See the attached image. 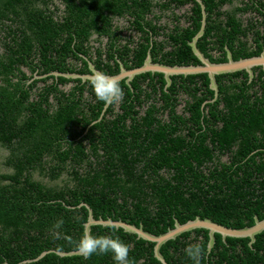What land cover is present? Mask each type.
I'll use <instances>...</instances> for the list:
<instances>
[{
	"label": "trees",
	"instance_id": "1",
	"mask_svg": "<svg viewBox=\"0 0 264 264\" xmlns=\"http://www.w3.org/2000/svg\"><path fill=\"white\" fill-rule=\"evenodd\" d=\"M202 2L207 17L197 46L211 62L226 61V47L234 60L264 51V0ZM187 3L193 4L190 12L178 14ZM180 17H186L185 26ZM201 17L196 0H0V264H115L111 254L85 260L54 251L25 261L46 250H75L88 216L83 202L94 218L142 224L156 235L172 228L175 218L184 223L196 215L230 227L253 224L251 214L247 221L241 218L235 200L246 199L250 187L252 195L264 198L260 67L252 82L245 71L217 74L214 101L207 73L172 75L169 86L158 72L135 75L130 84L122 79L123 101L118 109L108 106L99 121L105 104L89 80L37 77L53 71L90 73L88 60L112 75L119 72L118 60L134 68L148 51L154 62L198 64L188 42ZM168 20L177 24L170 28ZM104 36L108 41L102 46ZM180 92L187 100L178 113ZM139 105L146 106L142 114ZM166 110L170 122L163 123L157 115ZM237 138L238 152L222 161L218 147L231 151ZM234 164L247 167L238 179ZM262 202L255 201L259 219ZM109 227L92 225L91 232L103 234ZM115 229L131 248L132 264H162L153 242ZM195 230L204 231L203 238L188 240L190 231L183 232L161 246L168 264L191 260L185 249L207 244L206 230ZM215 236L221 244V236ZM247 240L227 237L228 242ZM248 252L232 259L242 264L264 259ZM221 259L203 257L202 264Z\"/></svg>",
	"mask_w": 264,
	"mask_h": 264
},
{
	"label": "water",
	"instance_id": "2",
	"mask_svg": "<svg viewBox=\"0 0 264 264\" xmlns=\"http://www.w3.org/2000/svg\"><path fill=\"white\" fill-rule=\"evenodd\" d=\"M200 4L202 17H201V26L197 33L192 37V39L188 42L189 46L192 49L194 55L198 58V64H183V65H169L160 62H154L152 60V56L148 51L147 56L140 66L134 68H126L122 61L118 60L119 63V72L116 74H112L116 76L120 80L125 79L127 84H130V81L134 78L135 75L145 73V72H158L162 73L166 86L171 84V76L172 75H189V74H199V73H207L209 77V86L214 91V98L211 101H214L218 95V84L216 82V75L220 73L233 72L238 70H246L250 77H252V69L254 66L261 65L264 69V51H262L259 55L240 58L234 60L232 58L231 52L228 48H226L227 52V60L224 62H211L206 56H204L203 52L198 48L197 41L204 34L205 25H206V17L207 13L205 11V6L202 0H196ZM88 69L90 73L80 74L78 72H61V71H53L43 75H39L37 77H45L47 75L53 76H63L68 79H76L79 78L82 81H86L90 79L91 74L94 71H100L95 68L94 64L88 60ZM111 75V74H109ZM107 105H104V109ZM85 205L88 209L87 220L83 223L84 229L87 228L91 231L92 225H110V222L115 225L116 228H122L125 232L135 234L137 238H141L147 241H151L154 243L153 245V254L156 259H158L162 264H168L165 260L164 256L160 252L161 246L168 240L174 239L177 236L181 235L183 232L202 228L209 231V241L208 243L211 245L215 242L214 233H219L222 237H249L252 241L256 233L262 231L264 229V218L259 220L256 219L255 223L250 227L243 228H234L228 227L218 222L211 220L210 218H201L196 216L194 219L187 220L184 223H180L176 218L174 221V226L169 228L167 231L160 234H153L151 232L146 231L143 228L142 224L135 225L130 222H126L122 219H112L111 217H107L106 219L99 217L94 218L92 209L87 203H81ZM80 204V205H81ZM49 251H54L60 256H68L78 254L76 250L71 251H59V250H46L40 253L36 258L27 259L25 261H32L39 259L43 255H45Z\"/></svg>",
	"mask_w": 264,
	"mask_h": 264
},
{
	"label": "flooded vegetation",
	"instance_id": "3",
	"mask_svg": "<svg viewBox=\"0 0 264 264\" xmlns=\"http://www.w3.org/2000/svg\"><path fill=\"white\" fill-rule=\"evenodd\" d=\"M192 6H193L192 3H187V4L183 5L180 9L177 8L176 12L178 14H183L186 11L190 12V9H191ZM180 18L181 19L178 21L179 25L180 26H185L187 24V22H188L186 17H180ZM120 21L123 22L122 18L120 19ZM168 22L170 24V28H173L177 24V21H175V20L174 21H169L168 20ZM134 36L136 37L135 34H134ZM96 37H97L96 34H93L91 36L90 44L93 45V47H91L92 51L98 45V42L95 40ZM107 41H108V37L104 36L102 38V46H104ZM216 55H218L217 52H216ZM226 55H227V52H226ZM86 58H87V55H86ZM93 58H94V56H93ZM258 67H260L262 70H264L261 65L254 66L253 69H252V77L249 76V74H248V72L246 70H238V71H245L247 73V76H248V80L247 81L248 82H252L255 79V77H256V75H257V73L259 71V70H255V68H258ZM95 68H96V66H95ZM238 71L226 72V73H234V72H238ZM150 73L154 74L156 72H154V73L150 72ZM226 73H220V74H226ZM241 78H243V77L241 76ZM69 86H70V84L66 85V88H68ZM86 94H88L87 91H86L85 95ZM218 97H219V87H218V95H217L216 98L218 99ZM186 100H187V95L185 93H181L180 92L177 95V101H178L177 103H178V105L176 106V112L181 113L183 111V109H184V107L186 105ZM205 103H207V101ZM119 105L120 104L114 105L115 109H118ZM220 106H222V104H220ZM107 108H108V106L105 109L103 107L102 112H101L102 114L95 121H99L100 119L103 118V114L106 112ZM136 108L138 109V113L142 114L144 112V110L146 109V106L145 105H139V106H136ZM168 113H169L168 110H166L165 112H163V114L157 115V119H159L163 123L170 122V114H168ZM187 116H189V115H187ZM107 117H110V116L107 115ZM95 121H93V123ZM127 123H128V120H127ZM188 124H189V126H191V128H195V126L191 122H189ZM220 125H221V123H220ZM205 128H207V127L203 126V128L201 130H203ZM251 144L252 143H248V145H251ZM240 145H241V142L237 138L235 140V143L232 144V146H231V151H226L224 149L223 150H219L220 147H218L219 151L217 150V152H218V154H221L220 155L221 156L220 159L222 161H225V160H227L229 154H236L238 152V150H239ZM241 150L244 151L245 148L243 147V148H241ZM254 152H255L254 149L251 150V151L250 150L247 151V153H249V154H252ZM246 168L247 167L244 166V165L240 166V168H238L237 164L231 165V169L233 170V172L234 171L236 172V173L234 172L235 173L234 177L236 179H238V175L241 174V170H245ZM249 168L252 169V167H249ZM256 200H262L264 202V198L263 197H256V196L252 195V187L249 188V195H248V197H246V199L243 198V197L242 198H238L237 197L236 200H235V202H236L235 209L236 210H238V209L241 210V213H242L240 215L241 218H243V219H245V221H247V220H249V216L248 215L251 214V216L253 218V224L255 223L256 219H259L257 214L255 213V208H256L255 201ZM263 202L257 206L262 211H264V203ZM196 216H199V215H196ZM205 218H208V217H205ZM259 220H261V219H259ZM252 225H246L244 227H250ZM228 227H230V226H228ZM234 228H243V227H234ZM189 231H190V234H189V236L187 238L188 240L194 239L195 237L196 238L198 237V238L201 239V238H203L204 233H205L204 231H199L198 232L195 229L189 230ZM189 231H186V232H189ZM206 233L208 235V241H209V231L206 230ZM215 234H219V233H214V236H215ZM261 234H262V237H261L262 239L261 240H263V242L262 243H256L257 240H258L257 239V235H261ZM220 236H221V241H222L221 244H216L214 242L213 244L210 245L207 242V244L203 247V248L206 249L204 258L213 259L215 262H218L217 259L220 260L221 259V255H222L223 258L221 259V263L220 264H242L243 263L242 260L239 259L238 261H236L234 258L232 259V257L233 256H235V257H243V256H245V252H248V251L249 252H248L247 255H250L251 257L255 258L256 255H257V252H259L260 255L263 256V258H264V229L262 231H260V232L255 234L253 241L248 237V240H247L246 243H242L240 241L228 242L227 241V237L224 238V237H222V235H220ZM241 238H245V237H241ZM215 240H216V236H215ZM182 246L183 245L177 246L178 252H180ZM190 261L191 260L188 259V260L184 261L183 264H188V263H190ZM139 262L142 263L143 261L140 260ZM250 263L254 264V261L248 262V264H250ZM256 263L257 264H264V259L260 260V261L258 260V261H256Z\"/></svg>",
	"mask_w": 264,
	"mask_h": 264
},
{
	"label": "clouds",
	"instance_id": "4",
	"mask_svg": "<svg viewBox=\"0 0 264 264\" xmlns=\"http://www.w3.org/2000/svg\"><path fill=\"white\" fill-rule=\"evenodd\" d=\"M89 83L96 98L107 106L118 105L123 101L124 91L121 87L122 81L116 76L102 71H94ZM61 219L56 228L63 225ZM115 225L110 222L109 231L103 234H93L85 228L80 239L75 244V250L85 260L91 259L93 255L111 254L115 264H132L129 258L131 248L129 244L116 235ZM58 237V233L56 234ZM187 256L193 264H202L206 249L199 244L190 245L185 249Z\"/></svg>",
	"mask_w": 264,
	"mask_h": 264
},
{
	"label": "rangeland",
	"instance_id": "5",
	"mask_svg": "<svg viewBox=\"0 0 264 264\" xmlns=\"http://www.w3.org/2000/svg\"><path fill=\"white\" fill-rule=\"evenodd\" d=\"M45 180H47V179H45Z\"/></svg>",
	"mask_w": 264,
	"mask_h": 264
}]
</instances>
